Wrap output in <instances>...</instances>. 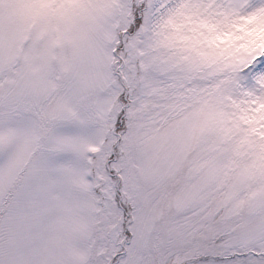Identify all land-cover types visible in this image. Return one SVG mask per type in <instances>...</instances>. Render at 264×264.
Returning <instances> with one entry per match:
<instances>
[{"label":"snow or ice","instance_id":"1","mask_svg":"<svg viewBox=\"0 0 264 264\" xmlns=\"http://www.w3.org/2000/svg\"><path fill=\"white\" fill-rule=\"evenodd\" d=\"M0 264H264V0H0Z\"/></svg>","mask_w":264,"mask_h":264}]
</instances>
